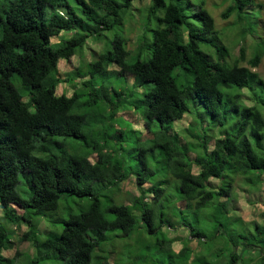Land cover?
I'll use <instances>...</instances> for the list:
<instances>
[{
	"label": "trees",
	"instance_id": "16d2710c",
	"mask_svg": "<svg viewBox=\"0 0 264 264\" xmlns=\"http://www.w3.org/2000/svg\"><path fill=\"white\" fill-rule=\"evenodd\" d=\"M134 1L0 0V206L4 218L15 227L27 226L21 239L30 240L40 253L50 252L64 264H90L92 253L108 237L105 232L116 229L130 234L136 214L152 233L164 222L169 229L182 207L195 209V213L203 210L208 216L213 212L217 220L211 224L210 237L215 239L219 225L239 218L231 212L235 207L229 210L237 179L253 193L264 178V79L240 62L245 58V35L255 31L249 21L261 15L260 5L255 0H224L228 5L222 18L234 14L236 26L242 29L240 54L234 58L219 38L207 0H148L138 7ZM140 7L147 9L148 22L123 33L124 13L130 9L129 15L139 22ZM241 22L245 23L242 27ZM115 26L119 29L107 50L97 54L88 48L95 58L87 63L83 89L91 101L107 97V88L93 79L97 73L105 74L111 63L118 66L114 70L118 74L133 77L137 84L149 83L137 102L146 128L155 119L159 131L151 146L140 148L139 161L147 174L145 153L159 146L166 173L154 181L153 192L144 190V175L139 174L135 178L139 193L128 203L117 199L116 188L102 205L101 189L96 191L93 182L112 184L128 177L117 155L109 160L105 130L100 131L101 142L89 143L82 131L85 115L72 110L79 93L74 90L68 96L64 89L57 91L59 83L74 80L79 71L61 78L58 64L60 59L73 57L89 37ZM54 37L60 39L52 42ZM136 44L139 50L133 60L125 61L131 55L128 45ZM263 51L264 47L248 59L252 67L259 64ZM177 68L187 79L183 85L177 83ZM14 78L22 91L14 85ZM108 100L110 119L133 102L124 93L117 102ZM193 103L202 105L197 111L200 119L192 117L184 128L190 136L183 137L172 124L193 114ZM67 137L81 138L85 148L67 150ZM92 152H96L93 161L89 158ZM20 177L27 185V197L16 190ZM64 194L90 196V202L86 209L63 219L58 236L41 239L39 219L48 221L50 215L45 212L57 210ZM260 214V223L253 220L254 232L240 237L264 257V210ZM181 225L186 226L185 221ZM14 233L15 229L0 222V264H14L19 255L4 254L13 246ZM189 236L205 239L203 229L195 225H190ZM166 243V239L157 240L159 246ZM187 250L182 247L177 254L184 256ZM229 258L228 264H238L236 251Z\"/></svg>",
	"mask_w": 264,
	"mask_h": 264
},
{
	"label": "rangeland",
	"instance_id": "374dc122",
	"mask_svg": "<svg viewBox=\"0 0 264 264\" xmlns=\"http://www.w3.org/2000/svg\"><path fill=\"white\" fill-rule=\"evenodd\" d=\"M1 1L5 3L8 0ZM147 1L148 0H135L133 5L138 7L140 3L141 6H144L142 4ZM255 2L257 5H260L261 15L252 16L249 21L252 26L255 27V31L252 35L248 33L245 35V58L240 62L242 65L250 67L264 79V51L257 66L252 67L248 62V59L253 56L255 51H262L264 47V0H255ZM227 5L228 1L224 2V0H207L206 4L209 12L214 18L216 29L219 31L220 40L224 41L232 57L235 58L239 57L240 54L239 47L242 41L239 39V34H241L242 29L236 26L234 14H231L226 19L222 18L221 14L226 9ZM130 12L131 10L128 9L123 15V33L130 32L133 26L135 28L139 25L140 27H144V22H148L146 8H139L141 18V21H139L141 22L140 24L129 15ZM136 12L134 8L133 13L135 14ZM150 23L154 28L155 21L153 18ZM244 24V22H241L240 26L242 27ZM116 29L119 28L115 26L112 30L102 31L99 36L89 37L83 47H78L75 50L73 57L68 61L60 59L58 64V72L61 78H66L67 75H72L74 71H79L74 80L71 79L59 83L57 91L64 89L63 91L68 96H70L74 90H77L76 92L79 93L72 110L76 113L85 115L82 131L90 141L89 143L92 144L94 141L101 142L103 138L100 137V131L105 130V133H107L105 140L107 141L109 150V160H112L115 158L114 156L117 155L128 177L123 182H113L112 184L107 182L103 184L93 182L96 191L101 189L99 198L102 205L106 204L107 196H111L116 188H119V192L114 194L117 199L128 203L132 195H137L139 193V189L135 183L137 175H144L143 180L145 181L143 187L144 190L149 193L153 192L152 189H154L155 185L154 181L160 179L166 173L165 164L159 154V146L145 153L147 169L149 170L147 174L142 172L143 167L139 161L140 148L151 146L154 136H156L159 131L155 119L149 121V128H146V118L142 114V107L139 105V102H137V99L143 96V91L148 88L149 83L137 84L133 77H126V75L115 72L114 70H118V66L111 63L106 67L105 74L97 73L93 79L95 84L99 86L103 85L107 88V97H100L97 101H91L88 90L83 89L84 86L81 81L87 78V63L95 58L88 48L93 52L95 51L97 54L107 50V48L110 47V39L117 31ZM149 33L151 38V32ZM133 38L135 39V34ZM59 39L60 37H54L52 42H56ZM134 43L133 41L132 46ZM132 46L129 48L128 45L129 51L131 50V55L129 54L125 58L127 62L133 60V54L136 53L138 49L137 44L134 47ZM139 48H141V44ZM180 72L181 69L177 68L174 74L177 83L183 85L187 82V79ZM13 83L19 91H22L20 83L15 78L13 79ZM123 93L127 95V101L130 103L131 101L133 102L127 104L128 107L119 109L117 114H114L113 118L110 119L109 107L111 105L108 99L117 102ZM243 93H247V89H244ZM24 99H26V97H24ZM193 108L195 109L193 114L190 115L187 113L181 120L175 121L172 124L174 130L178 131L183 137L190 136L187 129L184 130V128L192 123V117L195 118V120L200 119L197 111L202 110V105L193 103ZM119 133H121V135L116 138V135ZM57 139L61 140L62 137ZM64 142L69 151H73L74 149L76 151H81L85 148L81 138L67 137ZM34 154L43 155L36 151H34ZM133 154H135V158ZM89 158L92 161L95 160L96 152H92ZM237 180L238 183L235 189L236 196L232 199L229 210L235 207V209H231V212H237L239 218H233L228 223L219 225L215 239L210 237L213 231L211 224L215 223L217 220L213 212H210L208 216L205 215L203 210L195 213V209L182 207L177 210L179 214L175 217L174 222H172V228L170 227L168 229V227L164 225L166 222H164V226L162 225L152 233L148 232L146 222L140 218V215L136 214V222L130 234H122L116 229H109L105 232L108 237L94 250L90 264H98L99 261L102 264H228L232 251H236L238 254V264H264V257L255 250L257 248L253 246V244L247 245L245 238L240 237V234L248 235L254 232L253 220L259 223L262 221L260 213L264 210V178L262 182H260L259 190L253 193H248L242 188L241 185L243 184H241L240 179ZM212 181L215 183L214 180ZM26 188L27 185L24 179L20 177L16 190L21 196L27 197ZM172 190L175 192L174 188H172ZM89 198L90 196L62 195L58 202L57 210L45 212L50 215L46 216L48 221L43 218L39 219L37 228L38 236H40L41 239L45 238L47 235L58 236L62 229L63 219L71 212L79 213L81 210L86 209L90 202ZM15 209L19 212L18 208ZM53 214L54 218L52 219L51 216ZM106 216L109 217L108 214H106ZM36 219H38V217H36ZM218 219L221 220V218ZM238 219L243 223L236 224V220ZM183 221H185L187 227L181 225ZM0 222L7 228L15 229V233L12 236V240L14 241L13 246L4 252L5 255L10 257L19 253V255L15 257L14 264L25 263L26 261L27 264H64L62 260L55 259L50 252L42 251L40 253L30 240L21 239V235L27 230V226L25 224H20L15 227L12 222L4 218L1 206ZM190 225L201 227L204 231L205 239L190 237ZM48 230L52 232L47 233ZM90 234L89 232V235ZM158 239H166L167 243L159 246L157 245ZM182 247L188 248L184 256L177 254Z\"/></svg>",
	"mask_w": 264,
	"mask_h": 264
}]
</instances>
